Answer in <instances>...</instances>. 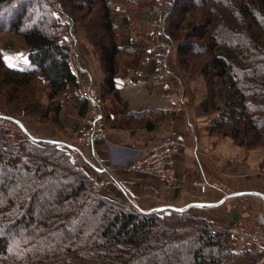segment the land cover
<instances>
[{
    "label": "trees",
    "instance_id": "1",
    "mask_svg": "<svg viewBox=\"0 0 264 264\" xmlns=\"http://www.w3.org/2000/svg\"><path fill=\"white\" fill-rule=\"evenodd\" d=\"M18 1L0 0V10L17 7L0 16V38L12 32L21 41L0 42L2 114L62 127L59 94L68 83L78 85L64 39L79 27L99 55L103 98L117 96L122 57L136 65L141 48L131 38L132 19L118 6L142 0ZM146 1L140 17L156 18L163 48L177 50L188 77L205 79L207 107L216 114L209 132L249 149L264 147V0ZM17 48L22 58L12 61ZM20 147L13 154L0 145V229H6L0 264H261L264 258V251H236L231 238L186 211H144L102 196L57 141L28 136ZM48 184L52 190L40 203L37 195Z\"/></svg>",
    "mask_w": 264,
    "mask_h": 264
},
{
    "label": "crops",
    "instance_id": "2",
    "mask_svg": "<svg viewBox=\"0 0 264 264\" xmlns=\"http://www.w3.org/2000/svg\"><path fill=\"white\" fill-rule=\"evenodd\" d=\"M162 43L159 39L144 46L137 64L124 63L116 75L117 96L106 95L100 107L107 140L89 149L74 143L88 109L81 89L98 87L103 96L105 78L99 55L83 42L70 49L78 85L68 83L59 94L62 127L32 120H23L24 125L36 139L59 142L82 163L98 193L111 200L147 211H186L213 227L252 226L257 218L264 227V148L249 151L230 137L209 132L216 114L207 107L205 79L188 77L177 50ZM171 129L184 143L174 154L172 185L127 169ZM198 182L209 185L201 191ZM242 204L248 211L240 209ZM254 250L262 251L258 246Z\"/></svg>",
    "mask_w": 264,
    "mask_h": 264
},
{
    "label": "built area",
    "instance_id": "3",
    "mask_svg": "<svg viewBox=\"0 0 264 264\" xmlns=\"http://www.w3.org/2000/svg\"><path fill=\"white\" fill-rule=\"evenodd\" d=\"M81 95L88 102L87 113L76 132L75 145L77 148H91L97 141L108 139V130L105 119L100 111L103 105V96L98 87L84 86ZM29 132L20 118L10 117L0 112V145L6 147L10 153L18 154L21 150L20 140L28 137ZM184 145L177 130L171 129L161 139L151 144L147 152L127 166L129 171L141 175H154L166 185H172L175 181V151ZM201 191H205L209 184L198 182ZM212 186L220 187L218 183ZM240 209L247 210L244 204ZM218 236L231 238L236 247L247 245L258 246L264 251V227L259 221H255L252 227H247L243 222L234 226L216 228ZM264 264V258L261 260Z\"/></svg>",
    "mask_w": 264,
    "mask_h": 264
},
{
    "label": "rangeland",
    "instance_id": "4",
    "mask_svg": "<svg viewBox=\"0 0 264 264\" xmlns=\"http://www.w3.org/2000/svg\"><path fill=\"white\" fill-rule=\"evenodd\" d=\"M20 1L21 0H19L18 2L20 3ZM147 4H148V1L142 0V2H140V4L138 3L133 8L128 7V6H126V5L122 4V3H120L119 6H118V10L127 13L128 16H130V18L132 19L131 33L130 34H131L132 40L138 42L139 45H140L139 47H141L139 49L140 50V56H142L143 55V52H145L144 46H146L147 44L152 43V42L153 43H158L159 42V39H160V42H161V40L164 41V37H163V35L160 32V27H159V24H158L156 18L154 16H150L147 20H144V19H142L140 17L141 11L147 7ZM14 11H17V7L16 6L4 8L3 10H0V16H2L4 18L9 17L12 13H14ZM59 17H60V21L61 22H64L65 17L63 15H59ZM10 38H13L14 40H17L18 42L21 43V41L19 40V38L17 36H15L12 32L11 33H4V34H2L1 35V38H0V42L7 41ZM64 40L67 42V44L70 47V49H71V45L73 47L74 44L75 43H78V42H81V43L83 42V43L91 46L90 43L87 41V38L85 36V33H84V31H83V29L81 27H79L77 30L73 31L72 34L67 35ZM229 40H231V39H229ZM19 49H21V48H17V50L15 51V53H13V55L10 56V58L12 59V61L13 60L16 61V59H21L22 58V52ZM124 58H127V57L126 56L125 57H122L121 62L123 64L124 63L127 64L128 61H130V59L133 58V57L132 56L131 57L128 56V59H124ZM39 99L42 101V103L44 105L47 104L48 100H47V96L45 94V90H41L40 98ZM22 119L24 121H26V122H28L29 120H32L34 122H39V121H36L35 119L28 118V117H22ZM39 123H48V122H42L41 121ZM49 124H51V123H49ZM75 137H76V133H75V136H74V143H75ZM226 137H228V136H226ZM242 147L243 148H246L244 146H242ZM262 148H264V147H260V148H257V149H249V148H246V149L249 150V151H253V150L258 151V150H260ZM81 149H89V148L82 147ZM3 175H4V173L0 174V176H1L0 179H2V176ZM50 186H51V184H48V185L43 186V188L40 189L39 195H37V198L41 200V201L39 200L40 203L42 202L43 197L48 193V191L52 190L51 189L52 187H50ZM1 187H4V186H2V185L0 186V193H2L3 190H5V187H4V189H2ZM94 188H95V186H94ZM123 204L126 205L129 208L135 207L136 209L147 211V210L142 209V208H140L138 206H135V205H131V204L129 205V204H125V203H123ZM244 206H246V205H244ZM38 209H40V208H38ZM246 211H248V208H247ZM38 213H40V212H38ZM41 213L36 217L37 219L34 220V222H33L36 225L38 224V221H41ZM159 213H163V212L162 211H159ZM20 224L22 226H26V224H24L23 222H20ZM252 226H247V227H252ZM53 227L54 226L52 224H50L49 228L52 229ZM216 228H219V227H213L214 231L216 230ZM54 229H58V228H53V230ZM44 230H46V228L43 227L42 231H38L37 230L34 233H32V235L33 234L34 235H38V233L44 232ZM5 233H6V229L5 228L0 229V234L5 235ZM215 233L218 234L217 232H215ZM232 247L236 251H241V250H244V249H249V250H254L255 249V246L254 245H247V246H243V247H237L236 246L235 247L232 244ZM254 251H256V250H254Z\"/></svg>",
    "mask_w": 264,
    "mask_h": 264
}]
</instances>
